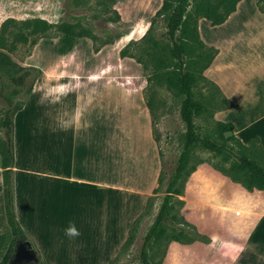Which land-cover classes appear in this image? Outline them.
<instances>
[{"label":"crops","instance_id":"0c3cea01","mask_svg":"<svg viewBox=\"0 0 264 264\" xmlns=\"http://www.w3.org/2000/svg\"><path fill=\"white\" fill-rule=\"evenodd\" d=\"M120 2L115 5L122 14L119 21L129 24V33L115 35L109 45H98L99 39L84 36L92 46L90 56L106 51L107 57L109 53L119 54L118 62L108 64L103 60V64L83 68L78 44H73L58 60L57 67L40 72L24 106L14 117L16 214L36 255L47 264H60V257L70 258L59 249L58 236L65 234L71 224L80 233L108 232L107 189L120 195L121 212L112 217L117 219L113 221L117 232L123 235L122 247L158 186L161 159L158 177L153 178L152 173L145 177L133 132H126L131 138L127 148L123 149L119 141L121 133L115 130L114 122L121 123L124 117L122 94L109 87L116 86L113 82L123 84L121 50L139 39L135 34L141 31L142 37L147 32L162 3L150 15L146 12L126 19ZM198 26L201 39L218 49L205 70L228 101L227 107L218 110V119L234 122L236 135L246 144L259 137L264 148V9L256 1L241 0L223 23L212 24L201 17ZM135 85V90L129 91L137 92L139 86ZM147 114L149 136L153 135L150 108ZM109 120L112 127L107 130ZM209 168L216 169L203 162L192 175ZM191 176L181 196L185 202L181 214L212 239L210 243H192H199L201 248L216 245L218 250L211 261L196 256L184 258L180 264H264V190L250 191L231 179L201 175L196 184L200 187L194 196H189ZM13 240L0 157V263ZM192 243L173 240L166 255L172 253L171 248ZM74 258L78 259L77 264L84 260Z\"/></svg>","mask_w":264,"mask_h":264},{"label":"rangeland","instance_id":"374dc122","mask_svg":"<svg viewBox=\"0 0 264 264\" xmlns=\"http://www.w3.org/2000/svg\"><path fill=\"white\" fill-rule=\"evenodd\" d=\"M199 1H191L189 9L194 16L196 14V3ZM211 1L214 4L218 3V0ZM246 1H256L261 8H264V0ZM118 2H120L119 8L121 11L124 10L126 13V19H134L136 18L135 14L143 16L147 12L150 15L153 12L152 10H157L160 4L163 3V0H0V32L4 22L11 18L18 22L27 19L43 18L52 24L51 29L44 36H35L37 39L36 43L30 41L27 43L18 42L16 44V47L10 52L13 65H2L0 63V137L5 132V128L1 123L5 112L8 109H13L17 104L24 103L29 97L30 88L33 87L40 72L43 69L48 70L52 67H57L58 60L63 56V53L70 51L68 48L73 44H78L76 45L78 46L77 54L80 60L84 61L83 68L98 66L103 60L108 64L118 62L120 58L119 54L114 56V54L109 53L107 57L106 51L96 57L90 56L92 46H90L89 38L69 37L59 28L62 23H72L77 29H85L96 35L99 39L96 41L98 45L107 41L112 43L115 35L129 33L131 28L127 22L119 21L122 19V14L119 13V10L115 6ZM220 9L221 7H218V11L223 12ZM203 11L202 9L200 13H203ZM156 13L152 17L154 23L149 37L158 40L165 47H168L169 41L167 38H163V33L167 30L166 24L162 17L157 16ZM117 15L121 16L119 20H110ZM201 16L204 17L203 15ZM13 29L14 27H11V30ZM135 35L139 39L125 46L129 52L136 53V55L134 57H123L121 67L124 82L119 85L113 82L112 85L116 86L109 87V89H116L122 94L124 117H122L121 123L119 121L114 122L115 130L121 133L119 141L123 149L127 148L131 143V138L126 132H133L132 139L138 142L137 149L145 177H150L151 173L153 174V178L158 177L159 159H161L164 179L161 184L158 181V186L151 196V205L143 214V218L137 227L136 239L133 244H127L114 257L121 247L122 243L120 239L123 236L117 232L116 229L118 228H115V225H113V221L116 222L117 219L112 217L113 214L117 215L121 212L119 209L120 203L118 202L120 195L119 192H112L107 189L108 218L106 220L108 232L81 233L73 239H70L65 234H60L58 236L59 249L62 251V254H67L70 257L65 260L61 257L58 258L57 261L60 264H77L78 259L74 258L76 256L84 258L80 264H142L140 249L144 236L155 219L165 194V182L168 180L183 147L186 127L180 114L182 99L167 87L165 79H157L154 76L155 61L146 53V40H140L144 35L141 37V31ZM206 44L208 47L217 49L216 46L209 43ZM198 51L199 48L195 46L194 53ZM63 59L65 60V57ZM144 63H147V67L144 66ZM200 66L201 64H198L195 68L199 74L195 90L197 97L205 100L210 110L197 118V122L203 128H206L207 126H212L215 120L218 119V110L226 107L228 101L213 81L206 76V69L201 70ZM190 68H193L192 65H190ZM25 72H29V74L22 81L17 82L14 80V77H20ZM150 76L155 79L149 82ZM132 84L139 86L137 92L129 91L134 87ZM88 86L91 87V84ZM100 88H102V85H100ZM131 100H133V104H131ZM135 101H137V107L141 104L140 109L135 107ZM146 102L150 104L152 117L153 135L149 136L146 133L147 112L149 109ZM136 109L137 117H135ZM111 127L112 123L109 120L107 130H110ZM157 150H159V158ZM196 155L195 162L200 160H217L213 158L211 152L202 147L196 150ZM213 169L201 170L191 176L189 196H194L196 193L195 189L200 187L196 184L201 175L204 177H214L215 179L219 178L217 180H221L222 178L226 180L231 179L239 183L220 170ZM89 220L90 222L92 221V219ZM169 247L170 243L167 246V252ZM164 249L165 243L156 247V250L153 252L156 262L161 264H180L184 263V258L192 259L196 256L211 261L217 255L215 252L218 250V247L214 245L212 247L206 246L201 248L200 244L196 242L186 247L178 245L173 249L171 248L172 253L168 256L166 255L168 253L163 254ZM35 259H37L36 264H47L38 255H36Z\"/></svg>","mask_w":264,"mask_h":264},{"label":"trees","instance_id":"16d2710c","mask_svg":"<svg viewBox=\"0 0 264 264\" xmlns=\"http://www.w3.org/2000/svg\"><path fill=\"white\" fill-rule=\"evenodd\" d=\"M191 1L163 0L161 8L157 11L156 15L162 17L167 27L163 33V38H167L169 41L168 47L149 37L153 28V21L140 39L146 40V53L155 61L154 76L157 79H165L167 87L181 97L180 114L186 127L183 147L168 180L165 182V194L162 203L143 239L140 249L142 264H161L155 261L153 252L157 246L163 243H165L163 252L165 255L168 244L173 240L181 243H192L196 240L205 243L212 241L207 234L201 232L195 224L189 222L181 214V209L185 203L181 196L185 193L189 177L199 164L209 162L213 167L230 176L250 191L264 190V148L260 138L252 139L249 144L244 143L236 135L235 124L232 121L217 119L212 126L206 128L197 122V118L207 113L210 108L205 100L197 97L195 86L199 74L195 68L201 64V70L207 69L218 53V49L208 47L201 39L198 18L203 15L212 24L223 23L237 9L241 0H218L217 4L211 0H200L196 3L195 16L189 9ZM218 7H221L220 10L223 12L218 11ZM202 9L204 11L200 13ZM120 18L121 16L117 15L110 20L117 21ZM11 27L14 29L11 30ZM51 27L52 24L43 18L27 19L20 22L11 18L5 21L0 32V63L13 65L10 52L16 47V44L30 41L36 43L35 36H44ZM59 28L67 36H88L93 40L98 39L96 35L85 29H77L72 23H62ZM135 41L137 40H132L128 44ZM108 43L110 42H103V45ZM195 46L199 48L197 53H194ZM121 55L134 57L136 53L129 52L124 47L121 50ZM190 65H192V69ZM144 66L147 67V63H144ZM23 74L20 77H14V80L22 81L29 72ZM153 79L155 78L150 76L149 82ZM32 88H30V93ZM24 104L25 102L17 104L13 109H8L1 121L5 128L4 135L0 137L4 194L7 218L14 234V240L0 264H9L18 242L28 240V236L17 218L13 191L14 117ZM231 105L230 103L229 106ZM148 106L150 108V104ZM199 147L211 152L213 158L217 160L195 162L196 150ZM163 172L162 169L159 176L160 184L164 179ZM150 205L151 198L146 211ZM144 213L134 221L132 231L121 249L127 244L134 243L137 227Z\"/></svg>","mask_w":264,"mask_h":264},{"label":"water","instance_id":"95a60500","mask_svg":"<svg viewBox=\"0 0 264 264\" xmlns=\"http://www.w3.org/2000/svg\"><path fill=\"white\" fill-rule=\"evenodd\" d=\"M36 257L32 244L29 240H23L18 242L13 257L9 264H22L27 260H33Z\"/></svg>","mask_w":264,"mask_h":264},{"label":"clouds","instance_id":"9594fccd","mask_svg":"<svg viewBox=\"0 0 264 264\" xmlns=\"http://www.w3.org/2000/svg\"><path fill=\"white\" fill-rule=\"evenodd\" d=\"M80 231L75 227L74 223L65 229V235L70 239L76 238L80 235Z\"/></svg>","mask_w":264,"mask_h":264},{"label":"flooded vegetation","instance_id":"af4514ba","mask_svg":"<svg viewBox=\"0 0 264 264\" xmlns=\"http://www.w3.org/2000/svg\"><path fill=\"white\" fill-rule=\"evenodd\" d=\"M36 263H37V259H33V260H27L23 262L22 264H36Z\"/></svg>","mask_w":264,"mask_h":264}]
</instances>
